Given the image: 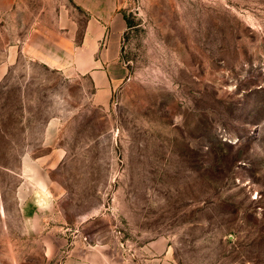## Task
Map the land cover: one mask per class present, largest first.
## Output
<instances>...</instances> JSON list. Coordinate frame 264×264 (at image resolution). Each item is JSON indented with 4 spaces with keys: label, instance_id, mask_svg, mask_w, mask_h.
<instances>
[{
    "label": "rangeland",
    "instance_id": "1",
    "mask_svg": "<svg viewBox=\"0 0 264 264\" xmlns=\"http://www.w3.org/2000/svg\"><path fill=\"white\" fill-rule=\"evenodd\" d=\"M120 11L104 102L84 13L0 32V264H264V0Z\"/></svg>",
    "mask_w": 264,
    "mask_h": 264
},
{
    "label": "crops",
    "instance_id": "2",
    "mask_svg": "<svg viewBox=\"0 0 264 264\" xmlns=\"http://www.w3.org/2000/svg\"><path fill=\"white\" fill-rule=\"evenodd\" d=\"M120 4L121 0H0V32L4 31L5 28H10L12 23H16L19 16H35L30 21L27 18L19 20V22L22 21V31L29 33L27 39L22 38V43L24 41V45H26L25 43L32 34L37 32L40 34L38 38L45 43V46L50 44L49 48H51L54 38L51 34H42L41 26L44 23L50 26L52 23L56 25L59 20L58 15L62 16L63 12L67 14L69 10L78 9L84 13L88 17L84 35L85 41L96 44L98 49L101 45L105 47L92 60L95 64L92 68L93 80L97 87L95 99L98 102H104L110 93L112 82L117 76H112L110 69L107 66L103 68L102 64L110 62L113 53L109 49L113 47L115 40L126 26L124 15L120 11ZM47 16H54L55 19L50 18L47 22V20L45 21ZM6 56L4 53L3 64L0 66V81L4 78L8 67ZM34 60L49 68L56 69L60 63L57 54H53L51 51L38 55ZM99 68L103 69L100 70Z\"/></svg>",
    "mask_w": 264,
    "mask_h": 264
},
{
    "label": "bare ground",
    "instance_id": "3",
    "mask_svg": "<svg viewBox=\"0 0 264 264\" xmlns=\"http://www.w3.org/2000/svg\"><path fill=\"white\" fill-rule=\"evenodd\" d=\"M38 194V193H37ZM37 198H39V197H37ZM37 200V199H36ZM41 203V202H40ZM38 204H39V202H38Z\"/></svg>",
    "mask_w": 264,
    "mask_h": 264
}]
</instances>
